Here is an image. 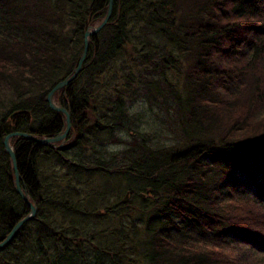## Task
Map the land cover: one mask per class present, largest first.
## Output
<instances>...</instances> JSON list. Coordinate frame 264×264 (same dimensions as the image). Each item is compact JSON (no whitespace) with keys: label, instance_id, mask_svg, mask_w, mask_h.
Returning a JSON list of instances; mask_svg holds the SVG:
<instances>
[{"label":"trees","instance_id":"1","mask_svg":"<svg viewBox=\"0 0 264 264\" xmlns=\"http://www.w3.org/2000/svg\"><path fill=\"white\" fill-rule=\"evenodd\" d=\"M196 1L203 3L178 17L179 0H115L112 19L90 39L82 72L55 96L71 116L74 142L12 140L37 213L0 250V264H239L216 247L264 249V201L219 203L233 166L244 164L241 180L231 175L240 191L259 174L247 164L264 170V135L244 139L264 132V0ZM108 7L109 0H0V77L18 98L0 105V241L30 214L4 138L14 131L51 138L64 129L47 95L74 73L84 32ZM184 56L191 61L187 94L175 98V112L185 132L198 135L152 148L149 134L131 126L128 105L147 94L155 99ZM128 128L126 150L104 158L102 148L124 143L117 133ZM57 155L83 173L77 187L92 179L98 187L86 195L62 184Z\"/></svg>","mask_w":264,"mask_h":264},{"label":"rangeland","instance_id":"2","mask_svg":"<svg viewBox=\"0 0 264 264\" xmlns=\"http://www.w3.org/2000/svg\"><path fill=\"white\" fill-rule=\"evenodd\" d=\"M179 1L182 4V7L179 9V13H177L178 17L182 13H184V11H186L188 8H190V6L194 5V7H198V5H202V3H203V1H202L201 4H198L196 0H179ZM114 3H115V0H114ZM8 7L10 9H12V11L16 10L13 5H9ZM108 10H109V7H108ZM107 14H108V11L106 13V16L104 17V19L102 20V22L100 24L98 23L95 26H90L83 34L84 45H83L82 54L85 50L86 43L88 44L86 57H87L89 50H90V44H91L90 39L97 36L98 34H100V32H102L106 28V26L108 25V23L112 19V17H111L109 22L107 23V25L102 27V29L99 32L92 34L97 27L102 25V23L104 22V20L107 17ZM11 15H12V22H15L18 20L17 16H15L14 14H11ZM112 16H113V13H112ZM87 33H90V35L87 36ZM128 48H126L127 53L129 50ZM240 55H241V53H240ZM190 62L191 61L188 58V56H184V58L181 60V67H179L176 70H172L171 72H169L167 74V78L169 79V81L167 83H169L172 86L166 84L167 86H164L163 88L159 87L160 89H156L157 91H156V95H155L156 98L155 99L150 101L151 96L149 94H147L146 96H141V98H139L138 100H136L133 103L128 105L130 114L134 117L133 121L131 123V126L135 129V131H140L142 133L149 134V143L148 144L152 148L167 147V146H172L176 143H181V142L183 143V142H187V141H192L194 135L197 134L195 131H192V130H189V132L186 133L183 125L179 124L180 123V117L178 120L176 112H175V109H178L179 107H178V103L176 104V102H174V100H176L175 98L177 96L186 97L187 89L185 87V84H186L187 70L189 68ZM78 64H79V62H78ZM78 64H77V67H78ZM220 66L223 67V64ZM77 67H76V69H77ZM82 70H83V66H82ZM255 79L256 78L254 76V78L250 81L249 84L247 82V85L249 87L251 85L254 88V86L256 85ZM64 80H62V81H64ZM62 81H60V82H62ZM58 84H56L49 91V93L47 95L46 100H47V103L49 105V108H50V104L48 101V97ZM9 85H10L9 81L0 77V105H2L3 103L4 104L9 103V102L15 103L16 101H18L17 95L13 91L10 90ZM171 89H174V91H171ZM60 90L61 89L57 90L54 93L53 101L55 102V104L58 107L64 108L55 99L56 93ZM165 93H166L165 99L168 100L169 103H166L162 97V94H165ZM243 93H247L246 89L243 91ZM92 103H94V102H92ZM240 104L242 106H247V101L244 99L240 102ZM174 105L176 106V108H174ZM50 109L52 110V108H50ZM52 111H54V110H52ZM237 111H239V110H237ZM4 112H5V110L0 111V119L3 118L1 116H6ZM54 112H57V111H54ZM17 114H19V112L13 113L12 116L10 117V119H12L13 116H16ZM63 115H64V129L56 137L41 138V137L36 136L33 132L14 131V132L8 133L6 135V137L4 138V141L8 136H11L9 139V142H10V146L12 147V149L14 151V154L16 157V162H17V153H16L17 151L14 147V144L12 143V140L14 138H18L20 140L24 139V140H29V141L36 143L34 140L29 138V136H31L33 138H40L43 140L55 139L58 136H62L65 134V131L67 128L66 115L65 114H63ZM70 120H71V116H70ZM262 126H264V125H262ZM262 126H258V129H263L264 127H262ZM256 131H257V129L255 130V132L252 135H248V134H250V131L247 132V134L245 136H247V135L248 136L247 137L244 136V139H250V137H254L257 134L264 135V132L256 133ZM130 132H132V130H130L129 128H128V131L127 130L123 131V133L127 136V140H123L124 144H126L127 141L130 139V136H129ZM14 134H25V135H27V137L22 136V135H14ZM74 140H75V138L72 136V122H71V128H70L68 134L65 135L63 140L58 141L56 143H51L50 145H40L39 143H36V144L43 146V147H49V146H53V145L58 146V145L62 144L63 146L68 147V145L72 144L74 142ZM4 141H3V145H4L5 152L9 155L11 162H12V165H13L15 190H16L17 194L20 196V194L17 191L16 172L14 169V163L12 160V156L7 152ZM111 144H121V143H111ZM106 147L107 146L102 148V150H103L102 156H104V158H106L108 160L111 159L112 156L116 157V155L118 153L117 154H110L106 151ZM56 157H53V160L55 161L58 159V165L62 166V167H57V170H59V178H60V180L63 181L62 184L70 183V184H72V186L70 187L72 191H83V192H85L86 195L89 194V190L93 191L98 187L100 181H94V179H92V181L88 185L77 187L76 183L79 180L85 179V178H78V177L84 176L83 173L82 172L79 173V169H77V168L74 169V167H73L74 165L72 164V162H70L66 158L67 156H60V158H59V155H57ZM245 157L246 156H243L240 158H245ZM245 159H247V158H245ZM245 159H244V161H245ZM246 162H247V160H246ZM251 165L247 164V166L251 167L254 171H258L256 173L261 172L259 170V168L256 167V165H252V166ZM243 168H244V164L240 165L239 167L233 166L230 170V175H228V178L223 180V182H225V183L223 184V182H222V185H221V187L223 189L221 191L220 198H219L220 204H223L224 206H229L230 204H236L237 205L240 202H242L241 200H244L246 198V195L242 191H240L239 189H236L233 181H231V175H233V174L237 175L238 179L241 180L240 176H241V172H242ZM17 169H18V164H17ZM53 172L55 174L58 173L55 171H53ZM18 173H19V170H18ZM19 175H20V173H19ZM97 177L99 178L100 176H97ZM50 178H51V175H49V176L46 175L44 181H46ZM20 187H21L22 191L27 195L28 199L30 200L29 195H28L24 185H22L21 176H20ZM77 193L78 192H75V194H77ZM127 197L128 196L126 195L123 198V200H122L123 203L128 201L129 197L128 198ZM126 198H127V200H126ZM141 198L145 199L146 194L142 193ZM24 202H25V200H24ZM30 202H31V200H30ZM36 210H37V207H36ZM96 212H101V214L99 216L103 215V211H102V209L100 210V208H96V211L94 213H96ZM36 213H37V211H36ZM200 238H202V237H200ZM238 244H236L237 247L234 248V251L232 253H229V258L236 260V262L239 264H264V249L258 248L257 246H255L253 244L252 245L250 244L251 247L247 246V244H245V243H242V245L241 244L238 245ZM210 245H211L210 247H216V246H214V243H212ZM0 250H2V249H0Z\"/></svg>","mask_w":264,"mask_h":264},{"label":"water","instance_id":"3","mask_svg":"<svg viewBox=\"0 0 264 264\" xmlns=\"http://www.w3.org/2000/svg\"><path fill=\"white\" fill-rule=\"evenodd\" d=\"M113 6H114V0H109V10H108V14H107V17L106 19L104 20V22L102 23L101 26L97 27L94 32L92 34H95L97 32H99L102 27H104L105 25H107V23L109 22L110 18L112 17V13H113ZM90 33H87V36H89ZM87 47H88V44L86 43V46H85V50L79 60V64H78V67L77 69L75 70L74 74L72 76H69L68 78H66L64 81L60 82L56 87L55 89L51 92V94L49 95L48 97V101H49V104H50V108H52V110L54 111H57L59 113H63L66 115V119H67V128H66V131H65V134L62 135V136H58L57 138L55 139H40V138H33L31 136H29V138H31L32 140H34L36 143H39L40 145H50L51 143H56L58 141H61L64 139L65 135L68 134L70 128H71V121H70V115L68 113V111L64 108H60L58 107L55 102L53 101V95L54 93L59 90V89H62L66 86H68L70 83H72L74 80H76V78L79 76V74L81 73L82 71V66L84 64V61L86 59V54H87ZM14 135H22V136H26L25 134H14ZM11 136H8L5 141H4V144H5V147H6V150L7 152L12 156V160H13V163H14V169H15V172H16V184H17V191L18 193L20 194V196L25 200V202L29 205L30 207V214L28 216H26L25 218H23L22 220H20L15 226L14 228L11 230V232L3 239L0 241V249H3L5 248L7 245H9L12 240L17 236L18 232L20 231V229L27 223L29 222L30 220H32L35 215H36V206L30 202V200L28 199L27 195L22 191L21 187H20V175L18 173V169H17V162H16V157H15V154H14V151L12 149V147L10 146V142H9V139H10ZM128 198V197H127ZM126 198V200H127ZM101 212H97V215H100Z\"/></svg>","mask_w":264,"mask_h":264},{"label":"bare ground","instance_id":"4","mask_svg":"<svg viewBox=\"0 0 264 264\" xmlns=\"http://www.w3.org/2000/svg\"><path fill=\"white\" fill-rule=\"evenodd\" d=\"M71 121V120H70ZM63 145L60 144L58 147H62ZM264 156V153H262ZM262 157V156H261ZM259 168V167H257ZM261 173L258 174L257 180L248 181L249 183H245L242 185L241 191L246 195L247 199L251 200H257V201H264V170L263 168H260ZM240 186V184H239ZM238 189V188H237ZM262 244V243H260ZM198 246H203V243L197 244ZM207 249V247H202ZM218 250L223 251V255L229 257V253H232L234 251V248L228 247V246H222L216 248ZM209 248L207 249V251Z\"/></svg>","mask_w":264,"mask_h":264},{"label":"clouds","instance_id":"5","mask_svg":"<svg viewBox=\"0 0 264 264\" xmlns=\"http://www.w3.org/2000/svg\"><path fill=\"white\" fill-rule=\"evenodd\" d=\"M117 136L121 140H127V136L123 132L117 133ZM127 148V145L124 143L121 144H109L106 147V151L110 154H117L119 152L125 151Z\"/></svg>","mask_w":264,"mask_h":264}]
</instances>
